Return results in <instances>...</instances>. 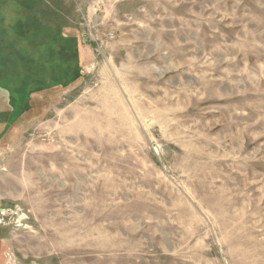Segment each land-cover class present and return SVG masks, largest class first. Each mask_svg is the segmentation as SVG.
Returning <instances> with one entry per match:
<instances>
[{"label":"rangeland","instance_id":"374dc122","mask_svg":"<svg viewBox=\"0 0 264 264\" xmlns=\"http://www.w3.org/2000/svg\"><path fill=\"white\" fill-rule=\"evenodd\" d=\"M0 33L60 79L0 140V264H264V0H0Z\"/></svg>","mask_w":264,"mask_h":264},{"label":"trees","instance_id":"16d2710c","mask_svg":"<svg viewBox=\"0 0 264 264\" xmlns=\"http://www.w3.org/2000/svg\"><path fill=\"white\" fill-rule=\"evenodd\" d=\"M4 40L5 39L3 35L0 33V41L2 42L0 44H3ZM45 44L46 46L49 45L47 42L45 43V41L41 39L29 43L30 47H28V49H12L10 47V56L7 58H3V61L6 60V63L9 66L14 65L16 62L24 63V65H21L20 67L22 72L20 70L18 71L17 69L8 70L5 68H2V70L0 71V140L5 136L10 126L13 125V123L17 121L29 109V102H24L27 97H20L18 93L20 87H26L29 91L35 89L44 91L47 89V87H49L46 85L47 80H50L53 84L60 82V79H58L54 75L50 77L45 76V69L43 67L44 64H42V61H40L39 59L42 54L41 46ZM69 53L70 52L67 49L66 55H68ZM34 56L38 58V62L36 63H32V61H29L31 57ZM49 56V59L45 58V61H47L52 67L55 68V66L53 65L54 56H52L51 53H49ZM42 59L44 58L42 57ZM73 59L74 58L72 55L61 58V60L65 62L63 67H67L68 62L71 63ZM23 71H25L27 75L29 74L28 76L30 78L26 80L24 78H21ZM52 83H50L51 86H53ZM28 97H30L29 94ZM13 98H15L18 103L15 107L14 104H12Z\"/></svg>","mask_w":264,"mask_h":264}]
</instances>
